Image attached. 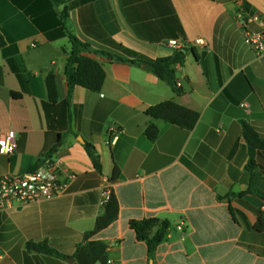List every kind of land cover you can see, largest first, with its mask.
Instances as JSON below:
<instances>
[{"label":"crops","instance_id":"0c3cea01","mask_svg":"<svg viewBox=\"0 0 264 264\" xmlns=\"http://www.w3.org/2000/svg\"><path fill=\"white\" fill-rule=\"evenodd\" d=\"M240 1L264 17V0H0V147L7 132L18 137L13 155L0 152V176L33 171L54 149L66 169L60 181L76 176L57 199L0 213V264H79L77 246L91 241L107 246V264H264V231L257 229L264 151L248 171L243 135L247 123L264 139V57L244 41L235 17ZM71 35L90 46L83 55L106 79L100 92L75 87L67 103ZM171 41L188 50L184 65L174 67L181 95L144 65L105 55L157 60L175 53ZM169 100L200 114L193 130L146 115ZM150 125L159 129L154 142L145 135ZM86 143L100 156L101 172ZM106 192L116 196L118 216L86 242ZM147 219L169 224L153 253L130 226ZM42 244L60 255L35 250Z\"/></svg>","mask_w":264,"mask_h":264},{"label":"trees","instance_id":"16d2710c","mask_svg":"<svg viewBox=\"0 0 264 264\" xmlns=\"http://www.w3.org/2000/svg\"><path fill=\"white\" fill-rule=\"evenodd\" d=\"M49 1L53 4L64 3V0ZM66 15L67 14L63 12V20L66 19ZM183 36L184 34L182 37ZM70 40L72 43V51L67 59L65 69V75L69 87L67 103H70L71 94L75 87L80 86L92 92H100L106 79V73L103 67L97 61L83 55V53L91 50L90 46L82 43L79 39L72 35L70 36ZM128 53L131 57L130 60H124L123 58L114 57L110 54L105 55L114 61L130 63L138 67L144 65L147 71L154 73L160 80L166 82L176 94L181 95L183 93L182 88L178 87L179 81L176 77L174 67L176 65H184L188 54V50L186 48H183L180 51H175V53L170 57L159 58L157 60L145 58L134 52ZM46 84L50 102L56 103L58 101V89L55 76L53 74H50L47 77ZM145 113L151 118L162 120L166 123L190 131L196 127L200 120V114L198 112L181 106L173 100L164 101L151 106ZM145 135L149 141H156L159 136L158 127L156 125H150L145 130ZM243 135L249 146L250 154V161L248 163L247 170L253 173V170L256 167V153L259 150L264 151V139H262L256 130L247 123H243ZM85 149L96 170L101 172L102 165L100 156L98 155L94 145L86 143ZM54 151L55 149L45 155H42L32 170H36L43 165L46 159L52 157ZM117 176L118 170H116L114 179ZM118 211L119 205L117 198L111 193V196L105 206L104 214L97 219L94 230L85 234L84 241L87 242L90 238L112 224L118 216ZM130 226L135 230L138 239L147 243L150 253H153L158 245L165 239L169 228L168 222L157 219L131 221ZM156 226H159V231L153 235V230ZM257 229L259 231H264V216L262 214L259 216ZM35 250L42 253L60 255L57 251L52 250L46 244L35 246ZM76 258L79 264H96L98 262L101 264H107V246L104 243L97 241H91L85 246L78 245Z\"/></svg>","mask_w":264,"mask_h":264},{"label":"built area","instance_id":"2783aa9c","mask_svg":"<svg viewBox=\"0 0 264 264\" xmlns=\"http://www.w3.org/2000/svg\"><path fill=\"white\" fill-rule=\"evenodd\" d=\"M235 17L241 25L245 43L257 57H264V17L252 14L243 1L238 2ZM254 24L259 26L258 30H253ZM197 44L204 45L202 40H198ZM170 45L175 51L185 48L183 42L179 41H171ZM178 87L181 88L180 82H178ZM242 106L248 109V105L243 104ZM113 131L115 134L113 140H116L118 132L116 129ZM17 139L15 131L7 132L0 152L7 156L13 155L17 149ZM64 172L66 169L60 161L51 157L46 159L43 165L36 170L0 176V213L9 212L19 206L52 201L65 195L76 176L69 174L68 180L62 182L60 176ZM110 196L111 193L106 192L102 201L103 206H106ZM261 214L264 216V204L261 207Z\"/></svg>","mask_w":264,"mask_h":264},{"label":"water","instance_id":"95a60500","mask_svg":"<svg viewBox=\"0 0 264 264\" xmlns=\"http://www.w3.org/2000/svg\"><path fill=\"white\" fill-rule=\"evenodd\" d=\"M69 261L74 262V260L69 259Z\"/></svg>","mask_w":264,"mask_h":264}]
</instances>
